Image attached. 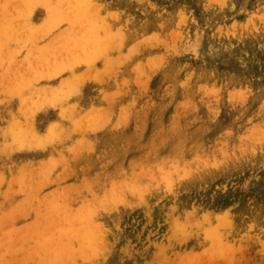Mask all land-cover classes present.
<instances>
[{"label": "rangeland", "instance_id": "374dc122", "mask_svg": "<svg viewBox=\"0 0 264 264\" xmlns=\"http://www.w3.org/2000/svg\"><path fill=\"white\" fill-rule=\"evenodd\" d=\"M255 60L264 0H0V124L11 101L29 110L19 151L1 135L0 264H96L109 222L137 207L108 264H264Z\"/></svg>", "mask_w": 264, "mask_h": 264}, {"label": "bare ground", "instance_id": "6f19581e", "mask_svg": "<svg viewBox=\"0 0 264 264\" xmlns=\"http://www.w3.org/2000/svg\"><path fill=\"white\" fill-rule=\"evenodd\" d=\"M140 1V0H139ZM144 1V0H143ZM122 2V1H121ZM139 3V2H138ZM145 3V2H144ZM110 4H111V2H110ZM135 4V3H134ZM155 4V3H154ZM102 6V5H101ZM113 6H114V4H113ZM137 5L135 4V7H136ZM145 5H141V7H144ZM170 6V5H169ZM107 7V6H106ZM157 7V6H156ZM114 8H115V6H114ZM137 8V7H136ZM140 8V7H139ZM160 8V7H159ZM107 9V8H106ZM147 9L148 8H145V10L147 11ZM151 9V8H150ZM112 10V9H111ZM140 10H142V8H140ZM158 10V9H157ZM106 12V11H105ZM122 12V11H121ZM137 12V11H136ZM154 12V11H153ZM188 12V11H187ZM135 12H132L131 13V16H129L128 15V17L126 16V18H128L127 19V22H128V20L130 19V17H132V19L134 18V16L135 15H133ZM105 14V13H104ZM137 14H141V12L140 13H137ZM146 14V13H145ZM191 14V13H190ZM123 15V14H122ZM126 15V14H125ZM133 15V16H132ZM141 15H143V14H141ZM147 15V14H146ZM118 16V15H117ZM137 17V16H136ZM136 17H135V20H136ZM146 17V16H145ZM108 18V17H107ZM121 18H124V17H122L121 16ZM106 19V18H105ZM88 20V19H87ZM121 20V19H120ZM123 20V19H122ZM121 20V21H122ZM143 20V19H142ZM151 20H153V18L151 19ZM150 20V21H151ZM209 20V19H208ZM124 21V20H123ZM130 21V20H129ZM145 21H147V20H145L144 19V22ZM94 22V21H93ZM104 22V21H103ZM113 22V21H112ZM131 22V21H130ZM136 22H138V21H136ZM135 22V23H136ZM126 23V22H125ZM143 23V22H142ZM131 25V24H130ZM142 25V24H141ZM94 26V25H93ZM95 26H96V23H95ZM102 26V25H101ZM111 26H113V25H111ZM116 26V25H115ZM128 26V25H127ZM138 26V25H137ZM144 26V24L142 25V27ZM6 24L5 25H3V31L4 32H8V30L6 29ZM106 27V26H105ZM114 27V26H113ZM121 27V26H120ZM141 27V28H142ZM93 28V27H92ZM95 28V27H94ZM99 28V27H98ZM102 28V27H101ZM124 28V27H123ZM139 28V27H138ZM97 29V28H96ZM94 30V29H93ZM114 31V30H113ZM123 31V30H122ZM117 32V31H116ZM116 32H115V34L114 35H116ZM211 32V31H210ZM119 33V32H118ZM118 35V34H117ZM116 35V36H117ZM121 35V34H120ZM122 35H124V34H122ZM136 35H138V34H136ZM209 35V34H208ZM207 35V36H208ZM217 35V34H216ZM111 36H113V35H111ZM118 37V36H117ZM120 37V36H119ZM108 39V38H107ZM119 39V38H118ZM243 40V39H242ZM121 41V40H120ZM208 41L210 42V40L208 39ZM126 42V41H125ZM120 43V42H119ZM262 44V43H261ZM105 45V44H104ZM120 45V44H119ZM125 45V44H124ZM36 46V45H35ZM89 46H91V44L89 45ZM103 46V45H102ZM121 46H122V43H121ZM33 47V46H32ZM32 47H31V49H32ZM40 47V46H39ZM121 49V48H120ZM124 52H122V54H123ZM101 54H103V53H101ZM121 54V55H122ZM101 56V55H100ZM104 56V55H103ZM85 57H87V56H85ZM175 60V59H174ZM259 60V59H258ZM244 61V60H243ZM52 62V61H51ZM174 62V61H173ZM251 62V61H250ZM244 63V62H243ZM33 64V63H32ZM245 64V63H244ZM248 64V63H247ZM246 64V65H247ZM251 64V63H250ZM253 65H254V68L256 69V70H260V71H262V72H264V64L262 65V64H260V66H259V62H257L256 60H255V62L253 61V63H252ZM94 65H96V64H94ZM3 66V65H2ZM183 67V66H182ZM5 68V67H4ZM76 68V67H75ZM12 70V69H11ZM74 70V69H73ZM81 70V69H80ZM214 70V69H213ZM212 70V71H213ZM216 71V70H215ZM172 73V72H171ZM208 74V73H207ZM258 75V74H257ZM263 75V74H262ZM208 76V75H207ZM260 76V75H259ZM32 77H34V76H32ZM177 77V76H176ZM209 77V76H208ZM6 78V77H5ZM261 78H264V77H262L261 76ZM261 80V79H260ZM99 81H101V80H99ZM33 82V81H32ZM48 82V81H47ZM35 83V82H34ZM239 83V82H238ZM24 86L25 85H23V83L21 82L20 84L19 83H17L16 85H15V87H14V93L16 92V89H21V87H23L24 88ZM30 86H31V82H30ZM33 87H35V86H33ZM85 87V86H84ZM88 88H90L89 86H88ZM92 89V88H91ZM93 92V91H92ZM14 93L13 94H11V95H14ZM19 93V92H18ZM17 93V94H18ZM91 93V92H90ZM89 94V93H88ZM75 96H77V95H75ZM79 96V95H78ZM75 99H77V98H75ZM72 100H74V99H72ZM79 100V99H78ZM11 101V100H10ZM77 102V101H76ZM0 103H2V104H0V109H1V111L3 110L2 108L4 107V105H7L6 103H8V101H6V99H4V101H1ZM29 103H31V101H29ZM9 104V103H8ZM11 106H12V104H14L12 107H13V112L12 113H9L8 115H6V117L9 119L10 118V123L8 122V120L6 119V121H4V117H2V120H1V124H0V150H2V153L3 152H5V147H4V145L3 144H5L7 141H2L3 140V138H1V135H2V133L4 132V131H7L8 132V129L10 128V131L9 132H11V134H10V136H12V142L9 144V147H12L13 146V148H11L10 150L13 152V153H15V152H17V151H19L20 150V148L22 147V146H24L26 143H27V141H25V137L27 136V133H26V131L23 129V126L22 125H20V127L18 126V124H17V121H16V123H15V114L17 113V111H18V109L20 108V111L22 110V113L20 114V120L22 121V123H23V119H24V117L26 116V114L29 112V110H27V102H25L24 100H22L21 101V103H18L17 101L16 102H12L11 101ZM78 104H79V102H78ZM2 106V107H1ZM81 108H79V106L78 105H74V106H72V108L71 109H69V108H67V109H62L61 111H60V114H61V124H62V122H63V124H65V121L67 122L65 125H64V128L63 129H66V130H69L70 129V131H75L77 128H76V125L78 124V119L79 118H77V115H78V117H80V115H82L83 114V109L82 110H80ZM89 109V108H88ZM5 113V109L2 111V113ZM4 113H3V115H4ZM65 119L66 118V120H62V119ZM16 119H18V116H17V118ZM69 122H70V127H69ZM62 124V125H63ZM58 128V125L56 126V129H54V130H59V128ZM53 131V130H52ZM80 135V134H79ZM45 137H46V135H44V136H42V133L41 132H39L38 133V140L42 143L44 140H42L43 138L45 139ZM67 137V136H66ZM69 137V136H68ZM17 139H18V147H17V145H16V143H17ZM70 139V138H69ZM16 140V141H15ZM68 142V141H67ZM41 143H40V145H41ZM42 151V150H41ZM20 153V152H19ZM33 154V153H32ZM57 155V154H56ZM63 155H64V153H63ZM58 156V155H57ZM18 158V157H17ZM46 160V159H45ZM45 160L44 161H42V162H38V164L36 165V167L38 166V167H44L45 166V164H44V162H45ZM264 160V159H263ZM17 159H12L11 160V166H12V168L15 170L16 169V164H17ZM2 163V162H1ZM3 163H4V161H3ZM2 163V164H3ZM7 164V163H6ZM37 171H38V169H37ZM183 200V199H182ZM135 209V210H134ZM139 209H140V207H137V208H133V212L132 211H130V212H132L133 213V217L132 218H130V219H125L124 217H123V215L121 214V216L119 217H115V219H113V221L111 222H109V226L107 227V229H106V233H107V236H109L110 238H108V241L110 240V247L109 248H111L112 249V252H111V255H109L108 254V256L106 255L107 253H105L104 254V251L102 250V253L100 254V255H98V261L96 262V264H108V261H107V258H111V262L110 263H113V262H115V261H121L122 259H123V257H124V251L127 249V247H128V245L127 246H125L126 245V243L127 242H129V240L131 239V237H132V231L134 230V231H136V230H138V228H139V224H138V221L136 220L137 219V217H136V215L135 214H137V213H135V211H139ZM105 244H108V243H106V242H104V245ZM103 245V246H104ZM105 246H107V245H105ZM104 246V247H105ZM125 259V258H124ZM109 260V259H108Z\"/></svg>", "mask_w": 264, "mask_h": 264}]
</instances>
